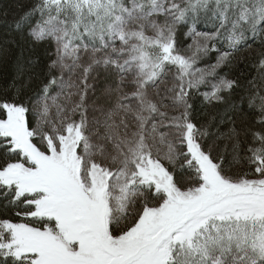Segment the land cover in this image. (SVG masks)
<instances>
[{"label":"snow or ice","instance_id":"snow-or-ice-1","mask_svg":"<svg viewBox=\"0 0 264 264\" xmlns=\"http://www.w3.org/2000/svg\"><path fill=\"white\" fill-rule=\"evenodd\" d=\"M20 7L0 264H264V0Z\"/></svg>","mask_w":264,"mask_h":264},{"label":"trees","instance_id":"trees-1","mask_svg":"<svg viewBox=\"0 0 264 264\" xmlns=\"http://www.w3.org/2000/svg\"><path fill=\"white\" fill-rule=\"evenodd\" d=\"M26 0H0V33L6 30V25H10L14 16H18L23 9L20 7ZM8 15L5 16L4 13ZM11 67H0V75L10 73Z\"/></svg>","mask_w":264,"mask_h":264}]
</instances>
